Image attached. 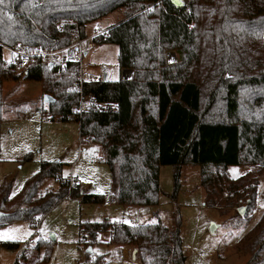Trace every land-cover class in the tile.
I'll list each match as a JSON object with an SVG mask.
<instances>
[{"label":"trees","instance_id":"obj_1","mask_svg":"<svg viewBox=\"0 0 264 264\" xmlns=\"http://www.w3.org/2000/svg\"><path fill=\"white\" fill-rule=\"evenodd\" d=\"M183 2L176 9L169 0H3L0 122L7 106L4 84L21 75L39 82L41 89L43 83L45 96L52 99L46 115L52 119L69 122L70 109L79 100L73 89L77 64H67L56 80L45 82L47 71L57 73L55 65L34 57L17 73L4 58L5 48L63 49L87 38L88 24L121 11L122 20L107 28L109 37H93L92 42L116 46L118 67L131 70L132 79L86 81L83 91L93 96L96 109L78 121L79 134L102 150L112 178V201L127 208L156 206L159 171L165 166H198L208 204L232 182L228 168L259 165L264 172V0ZM169 52L178 55L175 64H167ZM61 168L59 162L42 164L13 198L10 183H3L0 226L39 223L64 199L100 203L96 195L63 178ZM48 180L56 182V189L43 193L40 188ZM255 198L252 190L229 199L240 208L252 206ZM174 227L106 218L81 223L78 242L92 248L99 244L98 235L107 232L109 245L136 250L140 264H185L176 214ZM42 246L38 241L33 250L38 253ZM0 247L16 251L20 243L0 242ZM236 251L248 254L249 264H264V212L236 243ZM103 262L98 256L91 264ZM45 263L39 257L34 262Z\"/></svg>","mask_w":264,"mask_h":264},{"label":"rangeland","instance_id":"obj_2","mask_svg":"<svg viewBox=\"0 0 264 264\" xmlns=\"http://www.w3.org/2000/svg\"><path fill=\"white\" fill-rule=\"evenodd\" d=\"M122 18L121 11H118L88 24L87 38L117 24ZM117 53L118 48L112 44L95 43L81 59L83 71L90 79H122L123 71L117 64ZM3 55L6 58L5 52ZM178 59L174 52L166 54L169 65L175 64ZM46 76L44 81L49 82L56 80L60 74L47 71ZM43 89V83L41 89L39 82L25 81L22 75L17 82L4 84L7 106L4 119L0 122V186L10 183V198H13L42 164L59 162L63 178L79 185L85 193L96 195L101 201L82 204L75 198L64 199L38 219L37 228L27 221L0 226V242L20 243V249L16 251L0 247V264H14L17 258L19 264H34L38 257L45 264H91L98 256H103V264H140L137 260L120 262L118 247L114 245L95 244L92 252L87 253V249L78 242L79 225L102 222L107 218L117 223L128 221L124 223L128 225L160 223L172 230L175 228V214L180 217L185 264H249L250 256L238 253L236 243L264 212L262 166L228 168L226 173L232 182L221 187L218 198L213 199L212 204L206 203L198 166L185 165L178 169L161 167L160 197L156 206H119L112 201V178L102 150L93 143L80 148L78 126L74 122L48 119V104L43 100L46 91ZM42 118L47 121L41 122ZM56 185L55 181L48 180L40 190L44 193L56 189ZM252 190L256 193L255 201L252 206L245 207L243 216H240L235 200L229 198ZM4 233L8 238L3 237ZM38 241H42L44 246L37 253L33 249Z\"/></svg>","mask_w":264,"mask_h":264},{"label":"built area","instance_id":"obj_3","mask_svg":"<svg viewBox=\"0 0 264 264\" xmlns=\"http://www.w3.org/2000/svg\"><path fill=\"white\" fill-rule=\"evenodd\" d=\"M104 36L109 37L108 31H100L95 33L92 37L85 39H78L74 41L69 46L59 49V50H31L28 46H13L10 48H5L6 60L14 67L17 73H23L27 67L30 65L34 57H39L51 65H55L58 74L65 69L67 64H77L75 71L76 82L73 86L74 91L78 93V103L70 109L68 121L74 122L79 126L78 121L81 119L82 115L94 111L96 109V104L94 98L90 94H85L83 91V84L88 80V75L83 71V66L81 64V59L83 55L90 49L93 48L94 43L92 42L93 37ZM133 72L131 70H123L122 79L131 80ZM53 121L54 119L48 118ZM47 119L42 118L41 122H45ZM58 122H61L60 118H57ZM78 144L80 148H84L91 145V138L83 137L78 132ZM31 225L35 228L39 226V223L34 220ZM120 258L122 261L125 260L124 249L120 248Z\"/></svg>","mask_w":264,"mask_h":264},{"label":"crops","instance_id":"obj_4","mask_svg":"<svg viewBox=\"0 0 264 264\" xmlns=\"http://www.w3.org/2000/svg\"><path fill=\"white\" fill-rule=\"evenodd\" d=\"M109 28V27H107ZM107 28L105 30H107ZM94 34V33H93ZM86 55V53L84 54V56ZM98 78H95V79H90L88 78L87 81L89 80H97ZM110 240V234L109 233H101L98 235L97 237V241L99 242V244H103V245H109L108 242ZM124 249V256H125V260L127 259V261H122L121 258H120V248H118V258L120 260V262H123V263H128L130 262L131 260H135V258L133 259L132 256H133V252H134V249H130V248H123Z\"/></svg>","mask_w":264,"mask_h":264},{"label":"water","instance_id":"obj_5","mask_svg":"<svg viewBox=\"0 0 264 264\" xmlns=\"http://www.w3.org/2000/svg\"><path fill=\"white\" fill-rule=\"evenodd\" d=\"M169 1H170L171 5L173 7H175L176 9H179V8L183 7V2H181L180 0H169ZM105 80H106V77H104L103 81H105ZM43 100H44V103H47V104L52 102V99L50 97H48V96H44ZM244 211H245V207H240V208L237 209V212H238V214L240 216H243ZM4 216H5V214L0 212V219L3 218ZM86 252L87 253H91L92 252L91 247L88 248L86 250ZM135 254H136V250H134V252H133V256H132L133 259L135 258Z\"/></svg>","mask_w":264,"mask_h":264},{"label":"snow or ice","instance_id":"obj_6","mask_svg":"<svg viewBox=\"0 0 264 264\" xmlns=\"http://www.w3.org/2000/svg\"><path fill=\"white\" fill-rule=\"evenodd\" d=\"M3 3V0H0V4H2ZM152 9H149V11H151ZM155 221H153V223H154ZM124 223H129L128 221H124ZM10 231H15V230H10ZM3 237L4 238H8V236H7V233H4L3 234Z\"/></svg>","mask_w":264,"mask_h":264}]
</instances>
